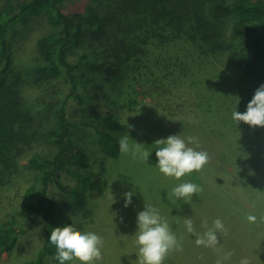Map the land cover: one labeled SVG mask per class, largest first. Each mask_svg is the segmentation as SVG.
<instances>
[{
    "label": "trees",
    "instance_id": "obj_1",
    "mask_svg": "<svg viewBox=\"0 0 264 264\" xmlns=\"http://www.w3.org/2000/svg\"><path fill=\"white\" fill-rule=\"evenodd\" d=\"M30 15L45 17L49 27L36 42L37 70L26 82L15 73L7 33ZM188 54L194 64L206 56L237 57L250 85L264 81V0H0V201L7 209L0 220V254L13 252L20 237L30 233L25 218L40 219L41 247L23 264H48L55 253L48 237L57 228L97 229L105 196L95 203L87 195L100 187L102 177L74 141L73 128L82 125L96 132L101 164L107 158L117 161L123 154L118 140L127 128L119 116L133 118L141 110L142 83L181 82ZM164 91L158 102L162 116L176 102L181 108L203 106L189 101L196 97L189 86ZM101 93L106 95L102 113L86 116L89 99ZM233 98L225 93L217 99L218 109L227 108ZM42 108L54 111L56 120L40 124ZM144 136L149 134L144 131ZM240 175L234 173L236 179ZM49 208L58 209L60 217L52 221ZM260 231L264 226L257 229L258 238ZM212 249L203 250L197 264H216L226 255L217 246ZM231 260L230 255L223 264Z\"/></svg>",
    "mask_w": 264,
    "mask_h": 264
},
{
    "label": "rangeland",
    "instance_id": "obj_2",
    "mask_svg": "<svg viewBox=\"0 0 264 264\" xmlns=\"http://www.w3.org/2000/svg\"><path fill=\"white\" fill-rule=\"evenodd\" d=\"M48 27L45 17L30 15L17 22L7 33L16 60L15 73L21 75L26 82L31 80L37 70L33 61L36 42ZM183 61L182 72L187 74H182V80L178 78L181 82H170L168 79L163 81L164 85L142 83L139 100L141 110L134 111L133 118L128 115L119 117L127 126L124 134L127 132L132 139L145 144L150 150L155 147L153 142L156 139L178 134L185 140L187 147L206 151L208 162L201 170L179 179L164 176L154 167L155 149L147 162L121 154L117 161L107 158L101 164L102 155L96 132L82 125L73 128L74 141L89 154L91 169L96 170L102 177L100 187L88 193V201L96 203L105 196L100 210L101 223L94 231L102 238L101 257L94 260L93 264H138L135 254L137 245L133 234L136 230V213L143 208L144 203L152 204L159 210L180 244L178 249L166 255L163 264H197L201 252H214L212 248L215 246L221 248L225 254H231L232 260L229 264H239L241 257H247L249 264L257 260L258 264L260 261L264 262V257L260 258V252L264 255V232L260 231L262 235L257 237V229L264 226V126H249L244 122L237 124L232 117L236 110L245 111L247 102L264 81L250 85L237 67V57L206 56L194 64V59L188 54ZM158 74L161 77L164 75ZM187 86L194 90L197 97L194 100L190 98L189 101L196 99L203 106L198 108L192 105L193 109H189L182 104L181 108V103L176 102V108L173 110L171 107L170 114L162 116L158 102L164 90ZM225 93L234 96L232 103L227 108L218 109L221 101L217 99ZM105 98V93H101L98 97L89 99L90 109L85 115L92 117L102 113ZM210 99H216L215 103L211 104L208 101ZM42 109L37 113L40 124H49V121L56 120L54 111ZM144 131L149 134L147 138ZM189 137H195L198 145L190 143ZM47 147L48 150L52 149L50 145ZM257 157L260 160L259 165L254 163ZM22 164L26 167L27 159ZM252 170L257 173L249 177L248 173ZM234 173L243 176L236 179ZM32 176L35 179L36 173ZM185 181L193 182L200 188L187 202L183 199L177 200L171 194L174 186ZM202 181H206L207 189ZM125 191L134 193L132 203L127 207L124 206L122 196ZM63 194L59 198L61 201L66 197ZM10 200L8 197L7 201ZM239 204L241 208L238 207ZM6 213V204L0 201V220L4 219L2 217ZM49 215L52 221L60 217L56 208H49ZM248 215H253L256 219L248 221ZM185 218H191L194 233L186 231ZM71 219L79 222L77 215L71 216ZM202 219L207 224L201 223ZM216 219H220L225 228L224 231L217 232L218 243L213 247L197 245L196 239L211 228ZM22 223L29 228L30 233H24L20 237L13 252L0 254V264H23L33 259L40 249V219L33 216L22 219ZM54 256L55 253L50 255L48 264H57Z\"/></svg>",
    "mask_w": 264,
    "mask_h": 264
},
{
    "label": "clouds",
    "instance_id": "obj_3",
    "mask_svg": "<svg viewBox=\"0 0 264 264\" xmlns=\"http://www.w3.org/2000/svg\"><path fill=\"white\" fill-rule=\"evenodd\" d=\"M233 119L237 122H244L249 126H264V83L254 91L251 99L246 104L243 112L234 111ZM134 141V142H133ZM190 143L198 141L195 137H189ZM156 170L167 177L179 179L193 171H199L208 162L206 151H197L187 147L186 142L178 134L169 135L166 138L156 139L154 142ZM152 143V144H153ZM151 144V145H152ZM120 153L130 155L135 159L147 162L153 149L138 143L126 132L118 140ZM200 191L197 184L185 181L177 184L171 189V194L177 200L189 201L193 194ZM133 191L122 193L124 206L132 203ZM256 219L248 215V221ZM136 230L134 232L137 245L136 260L138 264H163L166 255L180 247L177 236L171 229L169 223L161 216L159 210L152 204L144 203L141 210L136 213ZM184 225L188 233H194L191 218L184 219ZM224 224L220 219L212 223L202 236L196 239L197 245L213 247L218 243L217 232L224 231ZM48 244L55 249L54 259L57 264H93L94 260L101 257L102 238L92 231H76L73 227L57 228L48 237ZM231 254H226L218 259L216 264H223ZM239 264H249L247 257H241Z\"/></svg>",
    "mask_w": 264,
    "mask_h": 264
}]
</instances>
